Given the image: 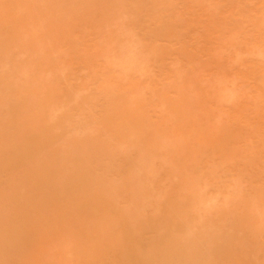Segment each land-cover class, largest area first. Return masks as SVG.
Returning a JSON list of instances; mask_svg holds the SVG:
<instances>
[{"label": "rangeland", "instance_id": "1", "mask_svg": "<svg viewBox=\"0 0 264 264\" xmlns=\"http://www.w3.org/2000/svg\"><path fill=\"white\" fill-rule=\"evenodd\" d=\"M147 256L264 264V0H0V264Z\"/></svg>", "mask_w": 264, "mask_h": 264}, {"label": "bare ground", "instance_id": "2", "mask_svg": "<svg viewBox=\"0 0 264 264\" xmlns=\"http://www.w3.org/2000/svg\"><path fill=\"white\" fill-rule=\"evenodd\" d=\"M48 173H51V171H47ZM57 189H55V192L53 194H47L45 195V199H47L48 201H51L53 203L52 207L55 208L56 207V198H57ZM89 203V200H86L84 203L81 202V208L76 210L75 212H69L66 215V219L69 218L70 216V220H77L79 219V221L82 220V218L84 219L85 215L88 217V214L86 213V211H84L82 209V207L86 204ZM101 215V213H99ZM97 216H100V215ZM69 215V216H68ZM135 222H138L137 219H133ZM139 223V222H138ZM70 228H68L67 230H69ZM129 236H127V238H123L121 244L122 245H126V244H133L136 246L137 251H139V245L142 242V234L138 232L137 229H135L134 232H132L131 234H128ZM161 233L157 234V237L160 239L161 238ZM29 251H31V246L28 249ZM54 252L53 254L55 255V248L53 249ZM154 255V254H153ZM24 261H26V258H23ZM139 264H161V262H157L154 258L153 260H150L149 256H147L146 258H143L140 260V262L138 261Z\"/></svg>", "mask_w": 264, "mask_h": 264}]
</instances>
